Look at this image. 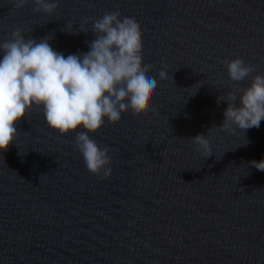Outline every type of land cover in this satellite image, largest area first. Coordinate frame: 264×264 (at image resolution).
<instances>
[{
	"label": "water",
	"instance_id": "water-1",
	"mask_svg": "<svg viewBox=\"0 0 264 264\" xmlns=\"http://www.w3.org/2000/svg\"><path fill=\"white\" fill-rule=\"evenodd\" d=\"M33 0H0V43L20 28L51 36L64 53L86 52L92 22L132 17L142 57L157 78L153 111L125 112L91 139L109 148L111 173L93 175L74 134L58 135L32 107L0 151V264H264V120L219 127L224 101L264 75V0H58L52 14ZM87 18L83 29L71 34ZM254 71L229 81L224 61ZM194 94L192 95V93ZM205 135V156L192 137ZM247 141L246 144L245 140Z\"/></svg>",
	"mask_w": 264,
	"mask_h": 264
},
{
	"label": "clouds",
	"instance_id": "clouds-1",
	"mask_svg": "<svg viewBox=\"0 0 264 264\" xmlns=\"http://www.w3.org/2000/svg\"><path fill=\"white\" fill-rule=\"evenodd\" d=\"M26 3L15 0V7ZM33 3L34 11L45 14H52L58 6V0ZM87 23L85 18L81 30L74 31L71 24L65 30L88 32L83 29ZM91 32L94 39L87 43L86 52L67 55L51 46V36L25 38L20 28L0 43V151L13 143L16 123L35 106L41 108L45 124L55 134H74L76 150L89 173L110 176L109 148L98 145L91 134L105 122L117 123L125 112L153 111L147 101L157 78H167V72L150 71L143 61L142 32L134 18L111 11L92 22ZM224 66L232 82L254 71L253 65L239 57L225 60ZM220 101L226 107L219 127L230 132L259 128L264 120V75L252 76L247 87L228 91L217 98ZM191 139L206 157L211 154L205 135ZM249 163L264 171V158Z\"/></svg>",
	"mask_w": 264,
	"mask_h": 264
}]
</instances>
